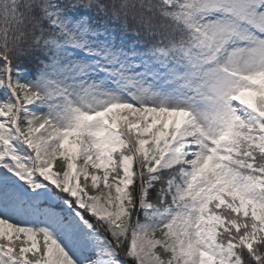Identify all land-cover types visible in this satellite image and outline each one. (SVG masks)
<instances>
[{
	"label": "snow or ice",
	"instance_id": "6c2138e0",
	"mask_svg": "<svg viewBox=\"0 0 264 264\" xmlns=\"http://www.w3.org/2000/svg\"><path fill=\"white\" fill-rule=\"evenodd\" d=\"M0 264H264V0H0Z\"/></svg>",
	"mask_w": 264,
	"mask_h": 264
}]
</instances>
